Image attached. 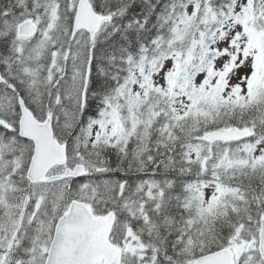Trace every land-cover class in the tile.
Segmentation results:
<instances>
[{
  "label": "snow or ice",
  "instance_id": "snow-or-ice-1",
  "mask_svg": "<svg viewBox=\"0 0 264 264\" xmlns=\"http://www.w3.org/2000/svg\"><path fill=\"white\" fill-rule=\"evenodd\" d=\"M0 264H264V0H0Z\"/></svg>",
  "mask_w": 264,
  "mask_h": 264
}]
</instances>
